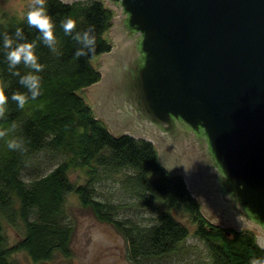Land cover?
Here are the masks:
<instances>
[{
    "label": "water",
    "instance_id": "1",
    "mask_svg": "<svg viewBox=\"0 0 264 264\" xmlns=\"http://www.w3.org/2000/svg\"><path fill=\"white\" fill-rule=\"evenodd\" d=\"M105 2L113 44L81 88L96 116L152 141L211 223L264 245V0Z\"/></svg>",
    "mask_w": 264,
    "mask_h": 264
},
{
    "label": "trees",
    "instance_id": "2",
    "mask_svg": "<svg viewBox=\"0 0 264 264\" xmlns=\"http://www.w3.org/2000/svg\"><path fill=\"white\" fill-rule=\"evenodd\" d=\"M31 5L22 17L0 15V34L12 36L13 46L33 43L39 63L44 66L42 72L36 73L41 80V95L31 100L19 84L20 77L8 71V50L0 38V88L9 97L5 116L0 119V131L8 133L0 139V264H17L13 255L22 250L34 262L54 258L56 253L64 257L71 254L73 225L64 211L71 192L78 195L82 205L94 209L97 218L112 222L123 233L129 258L136 264L186 247L190 228L172 208L188 214L211 264H250L253 257L264 258V247L259 246L253 230L215 225L202 214L183 175L166 170L152 141L129 134L116 137L96 116L81 88L101 77L94 59L112 47L108 32L114 9L105 0H46L45 7L55 24L58 51L54 54L38 38V31L26 23ZM69 17L76 21L75 32L94 29V54L75 56L81 45L60 27L61 20ZM17 28L23 29L24 40H16ZM16 70L21 75L31 71L23 65ZM14 92L29 96L24 109L11 100ZM13 123L16 129L11 131ZM8 139L21 141L23 150H9ZM31 165L54 167L28 180L23 172ZM78 169L84 173V181L72 179L73 171ZM103 179L120 182L129 197L154 212L155 221L147 225L117 216L120 203L95 195V183ZM5 222L23 225V236L12 245L8 243Z\"/></svg>",
    "mask_w": 264,
    "mask_h": 264
},
{
    "label": "rangeland",
    "instance_id": "3",
    "mask_svg": "<svg viewBox=\"0 0 264 264\" xmlns=\"http://www.w3.org/2000/svg\"><path fill=\"white\" fill-rule=\"evenodd\" d=\"M31 3L32 0H0V15L13 14L22 17L24 10ZM114 12L115 15L116 11L114 10ZM110 32L111 28L108 32L109 37ZM94 60L98 63L97 57ZM48 162L49 160L46 163ZM53 167L44 165L43 168H38V166L31 165L23 174L29 180L30 177L46 173ZM72 177L75 180H85V175L80 169L73 171ZM95 188L96 197L120 203L117 216L131 217L135 221L147 225L155 221L154 212L129 197L120 186V182L103 179L95 183ZM80 200L76 193L71 192L65 201V217L73 225L71 254L64 257V255L56 253L54 258L44 262H34L22 250L13 255L17 264H136L129 258V246L123 233L112 222L97 218L94 209L82 205ZM162 206L164 207L163 204ZM172 211L190 228L191 236L186 241V247L178 253L144 261L141 264H211L203 241L194 234V224L188 214L176 208H172ZM4 227L10 245L16 243L23 236L22 224L14 226L5 222Z\"/></svg>",
    "mask_w": 264,
    "mask_h": 264
},
{
    "label": "clouds",
    "instance_id": "4",
    "mask_svg": "<svg viewBox=\"0 0 264 264\" xmlns=\"http://www.w3.org/2000/svg\"><path fill=\"white\" fill-rule=\"evenodd\" d=\"M70 0H61V3H69ZM46 0H32V5L30 10L26 13V23L29 27L35 28L39 35V39L42 43L48 47L52 53H57V38L55 35V24L52 17L48 14L45 7ZM60 27L63 29L65 35L71 36L73 40L81 45V48L77 49L75 56L85 57L95 53V37L91 35L94 31L93 28L81 32H75L76 21L72 18H67L61 20ZM75 32V34H73ZM14 36L16 40H24V33L22 28H17L15 30ZM0 38L3 40V48L8 50L5 53V59L7 62L8 71L11 75L20 77L19 84L23 86L27 93L30 94L31 100H36L41 95V80L36 73H40L44 70V66L39 63L38 56L34 51V44L31 42L18 43L13 46L14 41L12 36L7 33L0 34ZM23 65L24 67L30 69L27 74L21 75V73L16 70L18 66ZM29 96L14 92L11 95V100L16 103L19 109H24L25 105L28 103ZM9 102V97L6 95L3 88H0V119L4 118L7 111V105ZM16 129V124L13 123L11 126V131ZM6 131H0V139L7 136ZM7 148L9 150L19 151L23 150V143L17 139H8L6 141ZM243 187V185H241ZM264 247V245H259ZM250 264H264V258L253 257Z\"/></svg>",
    "mask_w": 264,
    "mask_h": 264
},
{
    "label": "flooded vegetation",
    "instance_id": "5",
    "mask_svg": "<svg viewBox=\"0 0 264 264\" xmlns=\"http://www.w3.org/2000/svg\"><path fill=\"white\" fill-rule=\"evenodd\" d=\"M100 56V55H99ZM99 56H98V58H99ZM136 138V137H135ZM165 167V166H164ZM166 168V167H165ZM168 168H166V170H167ZM169 170V169H168ZM170 171V170H169ZM171 172V171H170ZM172 173V172H171ZM184 177V176H183ZM214 224V223H213ZM223 227H228V228H234V227H232V226H223ZM236 229V228H235Z\"/></svg>",
    "mask_w": 264,
    "mask_h": 264
}]
</instances>
